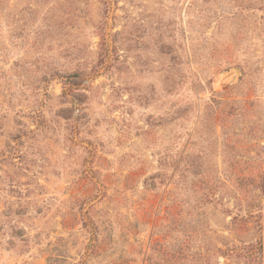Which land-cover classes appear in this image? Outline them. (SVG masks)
<instances>
[{
    "label": "rangeland",
    "instance_id": "obj_1",
    "mask_svg": "<svg viewBox=\"0 0 264 264\" xmlns=\"http://www.w3.org/2000/svg\"><path fill=\"white\" fill-rule=\"evenodd\" d=\"M0 264H264V0H0Z\"/></svg>",
    "mask_w": 264,
    "mask_h": 264
}]
</instances>
